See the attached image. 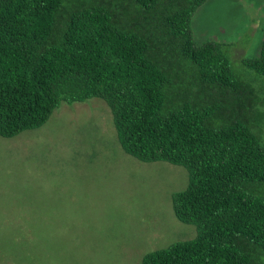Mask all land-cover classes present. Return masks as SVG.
<instances>
[{
    "label": "trees",
    "instance_id": "1",
    "mask_svg": "<svg viewBox=\"0 0 264 264\" xmlns=\"http://www.w3.org/2000/svg\"><path fill=\"white\" fill-rule=\"evenodd\" d=\"M206 0H0V136L97 98L124 152L188 173L172 195L194 239L141 264H264V38L232 62L193 38Z\"/></svg>",
    "mask_w": 264,
    "mask_h": 264
},
{
    "label": "rangeland",
    "instance_id": "2",
    "mask_svg": "<svg viewBox=\"0 0 264 264\" xmlns=\"http://www.w3.org/2000/svg\"><path fill=\"white\" fill-rule=\"evenodd\" d=\"M195 42L228 43L232 62L258 56L264 0H206L191 20ZM188 173L121 148L97 98L62 102L35 130L0 136V264H141L195 238L172 195Z\"/></svg>",
    "mask_w": 264,
    "mask_h": 264
}]
</instances>
